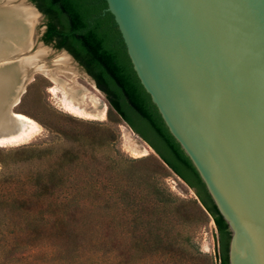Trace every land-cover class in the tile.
Returning a JSON list of instances; mask_svg holds the SVG:
<instances>
[{"label": "water", "instance_id": "water-1", "mask_svg": "<svg viewBox=\"0 0 264 264\" xmlns=\"http://www.w3.org/2000/svg\"><path fill=\"white\" fill-rule=\"evenodd\" d=\"M106 1L141 85L228 225L229 264H264V0Z\"/></svg>", "mask_w": 264, "mask_h": 264}, {"label": "rangeland", "instance_id": "rangeland-1", "mask_svg": "<svg viewBox=\"0 0 264 264\" xmlns=\"http://www.w3.org/2000/svg\"><path fill=\"white\" fill-rule=\"evenodd\" d=\"M45 22L42 17L35 25L34 49L42 45ZM59 78L83 91L81 108L85 113L68 110L61 87L34 74L13 108V113L29 118L33 127L27 137L0 146V264L90 263L92 253L74 259L66 252L75 249L62 234L66 222L80 215L88 228L97 227L103 252L115 250L121 255L114 263L132 264L131 252L127 251L130 237L126 235L139 234L130 227V221L124 220L123 210L113 206L110 195L111 187L120 179V167L132 166V172L140 171L143 180L155 175L160 186L179 200L196 198L194 191L110 108L105 94L80 66H75V75L66 78L60 74ZM60 166L66 170L71 195L79 197L68 206L65 216L57 203V189L39 185V174ZM45 175L46 185L54 183ZM86 183L90 189L81 197L76 188ZM186 216L189 219L181 221V233L187 234L201 252V256L188 257L187 264H219L214 223L194 212ZM118 234H122L119 239Z\"/></svg>", "mask_w": 264, "mask_h": 264}, {"label": "trees", "instance_id": "trees-1", "mask_svg": "<svg viewBox=\"0 0 264 264\" xmlns=\"http://www.w3.org/2000/svg\"><path fill=\"white\" fill-rule=\"evenodd\" d=\"M29 1L46 20L42 42L67 51L105 94L110 108L148 144L162 164L194 191L196 198L179 200L160 186L155 175L143 180L140 171L132 172V166L120 167V179L111 187L110 195L114 197L113 206L123 210L124 220L130 221V227L139 234H125L130 237L127 251L131 252L132 264H180L182 261L187 264L188 257L201 256L190 237L181 233L184 226L181 221L189 219L188 216L184 218L187 212L211 219L218 234V263L229 264L231 233L228 225L195 167L168 131L150 95L141 85L115 18L108 11L107 1ZM132 115L139 120H131ZM148 172L152 173L151 170ZM45 174L54 183L46 185ZM39 177V185L44 184L41 188L57 189L54 191L59 198L57 203L65 216L68 206L79 200L78 196L71 195L73 189L67 181L66 170L61 166L53 167ZM87 186L86 183L77 187L78 195L83 197L88 193L90 187ZM133 187L136 193L132 192ZM130 209L132 214H129ZM85 221L80 215L66 222L67 229L62 234L68 245L75 249L66 252L74 259L92 253V261L88 264H118L114 261L121 255L115 250L103 252L97 227L90 229ZM121 236L118 234V239ZM138 256L140 259L136 260Z\"/></svg>", "mask_w": 264, "mask_h": 264}, {"label": "bare ground", "instance_id": "bare-ground-1", "mask_svg": "<svg viewBox=\"0 0 264 264\" xmlns=\"http://www.w3.org/2000/svg\"><path fill=\"white\" fill-rule=\"evenodd\" d=\"M38 15L31 5L21 0H0V146L27 137L33 127L34 123L26 116L6 111L12 97L23 91L24 77L41 74L49 78L64 91L68 110L85 113L81 108L83 91L59 78L60 74L66 78L75 75L71 58L42 45L34 49ZM213 191L222 203L214 187Z\"/></svg>", "mask_w": 264, "mask_h": 264}, {"label": "flooded vegetation", "instance_id": "flooded-vegetation-1", "mask_svg": "<svg viewBox=\"0 0 264 264\" xmlns=\"http://www.w3.org/2000/svg\"><path fill=\"white\" fill-rule=\"evenodd\" d=\"M131 120H139V119H137L136 117H134L133 115H132V119Z\"/></svg>", "mask_w": 264, "mask_h": 264}]
</instances>
